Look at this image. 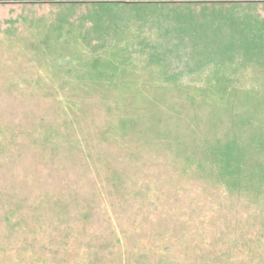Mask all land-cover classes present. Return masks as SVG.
<instances>
[{
    "label": "rangeland",
    "instance_id": "rangeland-1",
    "mask_svg": "<svg viewBox=\"0 0 264 264\" xmlns=\"http://www.w3.org/2000/svg\"><path fill=\"white\" fill-rule=\"evenodd\" d=\"M186 8L0 3V264H264V13ZM187 10L261 64L158 86Z\"/></svg>",
    "mask_w": 264,
    "mask_h": 264
},
{
    "label": "trees",
    "instance_id": "trees-1",
    "mask_svg": "<svg viewBox=\"0 0 264 264\" xmlns=\"http://www.w3.org/2000/svg\"><path fill=\"white\" fill-rule=\"evenodd\" d=\"M184 16H191L193 21H190L189 24L186 23L181 18ZM198 20L199 19H196L193 14L189 10H187L186 12L176 13V15H174V19L172 18L171 20H169L171 21L170 23L165 22L163 25H159V22L156 24L157 28L163 27L164 25H169L171 31H174V33H168L164 35L163 33H160L161 35H163L162 37L170 36L166 47H157L155 45H150V48H148L150 49V52L148 53V61L150 62L149 69L154 72V76L156 78L158 86H169L172 88L174 86H178L177 80L178 76H180L181 73L189 74L195 70L198 74L204 73V76H200V78L202 77L204 79V85H208L211 87H214L216 83L220 87L223 84L225 85L226 83L234 85L233 81L236 80V78L234 77L236 76V74L241 73V71L245 67L252 65L251 63L261 64L258 61V58L253 56V46L245 37H243L242 39L240 38V41L232 40L230 42L226 41L227 36L220 37L219 45L217 46L214 44L211 48V51L205 53L204 49H200V45H205V43L201 39V36L204 37V33H208L211 31V24L206 23L205 26H202V23L200 24ZM166 21H168V18L166 19ZM228 23L226 22L225 24H227V26H230V24ZM235 26L237 31H243L242 28H238V25ZM163 29L164 28H160L159 30ZM197 30L200 32L201 36L195 35L197 34ZM230 30L231 29H226V32L224 31L223 33H227V31L231 32ZM192 31H194L193 34L191 33ZM201 31L204 32L201 33ZM219 31L220 29H218L217 31L212 29L211 32L215 34ZM192 36L197 37V40L200 42L199 45L191 47L192 44L189 43V40H191ZM260 37L262 38V46L264 47L263 35L256 38L260 39ZM224 42H226L227 44ZM201 51H204V53H202ZM174 65L177 66L175 67ZM173 67H175V70L181 68V73L176 71L174 72ZM215 87H217V85ZM222 154L223 153L219 154V157L218 159H216V161L215 159L213 160L212 155H209L211 157L207 158V160L209 161V163L216 165V168L220 175H229L231 177H234V182L238 184L236 178L239 179V177H236L233 174V171H229L227 169V167L230 166L229 157L226 154L224 156ZM219 164L222 165L223 169H220L221 166Z\"/></svg>",
    "mask_w": 264,
    "mask_h": 264
},
{
    "label": "flooded vegetation",
    "instance_id": "flooded-vegetation-1",
    "mask_svg": "<svg viewBox=\"0 0 264 264\" xmlns=\"http://www.w3.org/2000/svg\"><path fill=\"white\" fill-rule=\"evenodd\" d=\"M0 3L21 5L52 4L68 8L90 5H114L115 7L120 8L128 5H140L147 7L150 6V9H160L166 7L167 5H182L187 8L191 5H215L218 7L235 6L237 10L240 8L246 10L248 9V11L253 14L251 16L257 19L258 17H261L258 16L259 13H264V0H0ZM261 18L264 19V15H262ZM262 32H264V27L262 28Z\"/></svg>",
    "mask_w": 264,
    "mask_h": 264
}]
</instances>
